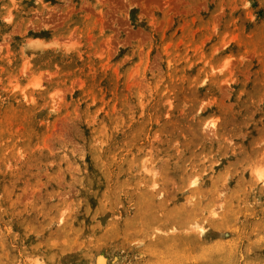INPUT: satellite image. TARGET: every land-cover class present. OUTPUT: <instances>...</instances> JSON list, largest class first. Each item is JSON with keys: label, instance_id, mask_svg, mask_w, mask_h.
I'll list each match as a JSON object with an SVG mask.
<instances>
[{"label": "rangeland", "instance_id": "1", "mask_svg": "<svg viewBox=\"0 0 264 264\" xmlns=\"http://www.w3.org/2000/svg\"><path fill=\"white\" fill-rule=\"evenodd\" d=\"M0 264H264V0H0Z\"/></svg>", "mask_w": 264, "mask_h": 264}]
</instances>
